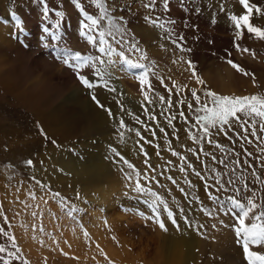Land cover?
Returning <instances> with one entry per match:
<instances>
[{
  "label": "rangeland",
  "instance_id": "1",
  "mask_svg": "<svg viewBox=\"0 0 264 264\" xmlns=\"http://www.w3.org/2000/svg\"><path fill=\"white\" fill-rule=\"evenodd\" d=\"M145 2L147 0H115V5L118 7L115 8L114 15L125 18L126 27L139 40L140 47L147 53L149 60L156 62L154 70L165 79L168 87H171L173 80L177 82L178 86H188L179 95L174 90V100L186 98L194 104L190 89L195 88L200 95H202L203 89V86L197 85L194 80L189 78L190 74L185 71L186 65L180 59L181 56H186L198 64L199 74L213 91L235 95L264 94V41L256 40L250 34H242L237 39L235 26L229 19L230 15L244 14L239 0H184L183 5L178 0H170L167 12H164L159 6L162 0H158L157 7L151 14L154 17H162L164 21L175 20V30L179 35L184 36V45L192 49L191 53L179 52L170 41L161 38L164 34L159 28L153 27L151 23L145 21V15L149 14V10L142 6ZM249 2L255 3L262 9L260 14L253 13L252 23L254 26L264 27V0H249ZM108 3H112V0H108ZM81 6L89 14H99L91 0H81ZM221 6L224 8L223 11H220ZM45 7L48 9L47 15L44 14ZM185 8L187 11L184 10ZM197 8L200 9L199 12H196ZM58 12L63 15L58 16ZM13 13H15V19L12 16ZM17 20L19 24H17ZM82 20L83 14L75 7L72 0H0V25L4 27L5 37L10 42L0 44V61L4 63H0V212L3 213L0 215V229H5L8 235L17 238V246L21 249L19 255L26 259L28 264H68V259L75 261L77 256L84 257V255H76L70 250L69 237L68 241L63 237L68 228L74 233L82 234L84 251L88 253L86 264H97V262L107 264L100 256L97 244L113 261V264L128 259L138 261L139 263L136 264H160L158 260L165 259V252H160L159 246L167 245L166 236L172 233L184 236H189L190 233L197 235V231L190 229L180 220L178 222L181 224V232H176L170 222H166L170 231L163 233L150 222L146 225L138 217L124 211L126 208H138L147 213L148 210L141 201L123 195L125 191H130L125 187L129 183L125 176L132 175L133 181L136 176L119 160V157L110 151L111 148H115L129 163L134 165L137 171L147 170L153 174L151 168H154L155 174L163 173V175H158L159 185L155 182H145L146 186L151 187L153 191L162 196L177 216L179 208H184L190 220L197 224H205L206 229H200V231L209 232L207 241L214 240V233L217 230L211 229V224L218 223V220L205 217L200 208L203 206L211 209L215 205L208 200L203 182L192 175L190 170L187 179H190L194 186L189 188L184 183L185 174L179 171L184 162L171 154L172 151L179 152L186 156L198 170L203 168L196 157L187 151L188 148L197 147L188 139L185 131L187 126L177 120L173 121V127H168L165 118L178 112L181 108L187 114V105L169 109L168 112H164V109L168 107L167 103L160 105L157 102L154 106L149 105L139 92L137 82L119 71L116 72V75L120 78L114 81L116 88L123 93L126 100L140 104L139 110H143L142 104L149 108L150 113L155 114L157 119L151 121L148 114L144 112L143 114L138 110L129 115L133 117L131 124H127L121 117H118L116 122L119 125L120 119H123L126 123L125 129L140 131L141 135L151 143L145 144L135 135L134 131H129L128 137L118 145L107 142L103 144L102 142V147L108 149L110 156L108 163L113 165L114 171L117 172L116 180L113 179V176H108L110 178L108 184L113 187L106 199L94 200L96 193L93 189L86 190L87 183L82 178L75 177L73 173L63 170L59 160L78 157L82 161H86L84 155L96 153L100 148H93V146L102 137L101 134H97L95 138L90 139L87 130L88 124L81 120L78 126L69 129L65 127V125L68 126V122L72 118H82L78 103L65 100V96L68 95V98H71L73 90L76 89L86 102H94L91 99L93 91L83 88L76 80L72 70L56 59L62 49L79 51L82 54H98L96 49L87 43L86 38L80 35ZM46 29L47 31H45ZM53 36H58L59 39L54 40ZM234 42L240 43L242 47H247L249 53L237 52ZM228 52L232 53L231 58L234 62L240 63L242 67L257 77V86H253L250 77L236 73L229 65L221 61L220 58L225 57ZM251 53L256 54L255 58ZM129 55L132 59L137 58L135 53ZM173 61L176 63L174 64ZM224 68L229 73L225 74L227 70ZM218 74L227 78V84L232 86L231 90L222 92L219 89L218 80L220 77L217 76ZM152 83L155 92L167 98V88L160 85L155 78H152ZM149 95L154 96V93ZM59 106H61V110L55 117L56 108ZM43 107H46L49 114H53L54 119L44 120L39 115L38 111L41 112ZM129 112L130 110L127 111V114ZM136 117H139L141 123H136ZM157 125L165 128L171 148L165 143V135L160 132ZM146 127L147 130H145ZM174 129L176 130L175 135ZM41 130L44 135H41ZM152 131H155V137L152 136ZM236 131L242 132L243 130L239 129L237 125ZM235 135L236 133H230L229 137L222 134L215 137L216 141L228 150L225 153H221L218 149L214 150L212 145L205 144L204 146L207 152L215 151L218 159L227 157V167L214 163L211 157L203 159L210 167H215L225 181L228 176L223 174L231 172L232 161L235 159H239L241 162L248 159L250 163L254 164L261 179H264V169L255 160L256 156L261 155L256 148L258 141L249 136L254 143L252 145L245 144L242 148L238 139L233 143L232 138ZM140 147L145 149L147 157L139 151ZM245 150L254 155L246 157ZM157 152L160 153L159 156ZM28 159L33 160V165L26 164ZM146 159L149 161L148 164L145 163ZM252 170L241 167L236 170V176H233L232 179L236 180L237 176L244 179L250 188L257 190L256 202L264 204V190L259 184L254 183L250 175ZM204 174L208 175V172L205 171ZM169 175L177 181L176 185L166 179ZM36 180L41 181L47 187L41 188L36 184ZM236 186L242 187L239 181ZM180 187L189 193L187 198L184 193L179 191ZM103 189L107 190L109 186L103 185ZM50 192H59L69 205L76 206L78 211L73 213V217H68L66 210H62L57 201L51 200ZM77 193L80 194L79 199ZM250 194L247 193V195ZM33 195L35 199L32 198ZM135 195V193H130L132 197ZM219 195L226 197L234 195V193L231 191L221 192ZM193 196H198L203 204L195 203L192 200ZM44 199L49 200L48 205L43 204ZM174 200L178 202L179 206L173 202ZM242 202L246 203V201ZM33 211L37 212L35 218L31 215ZM91 214L96 217L95 221L91 220ZM5 217H7L6 223ZM219 219H223L229 225L234 223L229 216L223 214H219ZM105 220L108 223L107 227L104 224ZM32 224L37 225V230L32 229ZM81 225L83 230L89 233L90 240L84 238ZM40 227H43L44 232L39 231ZM218 231L232 237L231 239L219 238L216 240L221 243L223 250L232 252L231 257L232 259L236 258L238 264H246V261L242 259V248L236 244L235 234L231 228L221 227ZM45 233L52 235L49 237ZM23 236L30 237L31 246L29 248L22 246L21 238ZM33 236L36 239H33ZM113 236L116 237L115 240L112 239ZM197 236L205 239L200 235ZM41 240L44 241L43 244L40 243ZM112 243L125 249L127 255L123 254L116 259L111 258L106 246ZM0 246L14 251L7 235H0ZM232 246L236 248L232 250ZM162 250L164 251L165 247H162ZM62 252H66L68 255L64 256ZM4 255L6 257V254ZM201 259L212 261V264L217 262L230 264V260H227L224 255L215 256L208 250L204 252ZM189 260L190 257H183L181 264ZM11 264H21V262L14 261Z\"/></svg>",
  "mask_w": 264,
  "mask_h": 264
},
{
  "label": "snow or ice",
  "instance_id": "2",
  "mask_svg": "<svg viewBox=\"0 0 264 264\" xmlns=\"http://www.w3.org/2000/svg\"><path fill=\"white\" fill-rule=\"evenodd\" d=\"M73 4L83 14V20L80 28V35L86 38L89 45H92L98 54H82L79 51H72L70 49L60 50V54L56 57L64 66L71 69L75 74V78L78 83L85 89L93 90L97 88H103L110 93H116L117 88L114 83L120 77L116 75L119 71L123 75L131 77L137 82L139 92L143 95L144 101L149 105H155L157 102L160 105L167 103L168 107L164 109V112H168L169 109L181 108L182 105H187L188 113L179 110L174 112L170 116L165 117L167 120L168 127H173V121H180L187 127L188 139L192 141L196 148H188L187 151L196 157L197 161L203 165L202 169H197L193 163L188 161L187 157L181 155L179 152L172 151L173 156L179 157L184 162L183 166H180L179 171L185 174L184 183L192 188L194 185L190 179H187L188 172L199 178L203 182L204 190L209 201L212 202L215 207L208 208L201 206L200 211L205 217L214 218L218 220V223H212L211 229L220 230L223 228H231L235 234V242L242 248V259L246 261V264H264V204H258L256 202L258 197L257 190L250 188L244 179L239 176L236 180L232 179L236 176V170L241 167L253 169L250 173L254 183L259 184L261 189L264 190V179L258 175L255 170L253 163H250L248 159H244L243 162L239 159L232 161L233 168L230 173H224V176H228L225 181L222 178V174L217 172L215 167H210L209 164L203 159L204 157H211L214 163L222 164L227 167V157L224 159H218L215 155V151H205V144L212 145L214 150L218 149L221 153L228 151L224 145L216 141L215 137L223 135L229 137L230 133H236L233 137V143L238 139L241 142L243 148L245 144L252 145L254 141L249 136L256 138L258 144L256 145L257 152L261 155L256 156L255 160L259 166L264 169V94H251V95H235V94H220L216 91L211 90L206 81L199 74V67L196 62L186 56H181L180 59L186 65L185 71L190 74V79L194 80L197 85L203 86L202 95L198 94L195 88L190 89L191 99L195 102L194 104L189 102L186 98L174 100L173 91L179 95L187 85L183 87L178 86L176 81H172L171 87L165 82V79L161 77L160 73L155 71L156 62L149 60V57L145 51L140 47L139 40L136 39L135 35L126 27V21L123 16L114 15L115 0L112 3H108V0H91V3L98 9L99 14H89V12L81 6V0H72ZM183 5L184 0H178ZM158 0H147L142 6L149 10V14L145 15L144 19L146 22L151 23L153 27L159 28L164 35L162 39L170 41L175 45V49L181 53H191L192 49L184 45V36L179 35L175 30L176 21L168 19L163 20L160 16H153L151 13L157 7ZM170 0H162L160 7L167 12L169 10ZM240 5L244 9L242 15H230L229 19L235 26V35L237 39L242 34H250L256 40L264 41V27L254 26L252 23L253 13L260 14L262 9L255 3H250L249 0H239ZM111 9V10H110ZM187 11V8L184 9ZM224 8L221 6L220 11ZM200 9L197 8L196 12ZM48 9L45 7L44 14L47 15ZM58 16H62V13H57ZM15 19V13L12 14ZM215 23V21H213ZM17 24L19 21L17 20ZM47 31V29L45 30ZM54 40L59 39L58 36L52 37ZM163 47V46H162ZM234 47L237 52L249 53L247 47H242L240 43L234 42ZM131 53L137 54L136 59L130 58ZM255 58V53H251ZM232 53L228 52L225 57H221V61L226 63L235 70L236 73L241 74L245 77H250L253 86H257V77L250 71H247L240 63L234 62L231 58ZM175 64L176 61H173ZM87 70V71H82ZM152 78H155L160 85L167 88L168 96L161 95L155 92ZM150 93H154V96H150ZM91 99L96 105L107 112L109 117H114L113 112L106 108L104 104L100 102L97 96L93 93ZM117 104H120L119 100H116ZM144 112L149 115V120L156 121L157 116L151 114L149 108L141 105ZM120 111L123 112L124 108L121 106ZM128 115H132L131 112ZM136 123H141L139 117H136ZM242 129V132L236 131V126ZM159 127V125H157ZM126 123L123 119L119 121V129H125ZM147 130V127L145 128ZM161 133L165 135V143L171 148V143L167 139V132L164 127H159ZM128 131H134L135 135L140 138L145 144H150L151 141L145 139L141 135L140 131L135 129H128ZM176 130L174 129V135ZM152 136L155 137V131H152ZM41 135H44L41 130ZM120 140L123 142L124 132H120ZM179 139L178 136H176ZM53 143H55L53 141ZM155 146V145H154ZM112 151L119 160L123 162L128 169H131L132 173H135L136 179L133 181L132 175H126L125 179L129 181L125 185L130 191H125L123 195L132 199L141 201L142 204L146 205L147 213L141 211L138 208H126V213L138 217L147 225L150 222L152 225L157 226L163 233L170 231L169 227L166 226V222H170L171 226L176 232H181V224L178 222L183 221L185 225H188L190 229H195L197 235L202 236L205 239L209 238L207 231H200V229H206L205 224H197L195 221L190 220L188 214L184 208H179L178 216L174 214L173 210L169 207L168 202L160 196L157 192L153 191L151 187H147L145 182H155L159 185L158 175L163 173L155 174V169L151 168L149 171H137L132 163H129L127 159L115 148H111ZM139 151L147 157V152L143 147L139 148ZM159 156L160 153L157 152ZM239 155V154H238ZM244 155L246 157H252L254 154L245 150ZM145 163L149 161L146 159ZM169 163H171L169 161ZM28 166L33 165V160L28 159L26 161ZM167 171V169H165ZM207 171L208 175L204 172ZM35 179V178H34ZM167 180L171 181L173 185L177 184V181L171 176L166 177ZM237 181H239L242 187H237ZM36 184L40 185L41 188L47 187L42 184L41 181L36 180ZM179 191L185 194V198L189 195L183 187L179 188ZM233 192L234 195H227L221 197V192ZM130 193H135L134 197L130 196ZM247 193H251L247 195ZM30 195H32L30 193ZM51 200L57 201L62 210H66L68 217H73V213L77 212L78 209L75 205H69L67 200L61 197L59 192H50ZM143 199L141 200V198ZM35 199V196H32ZM77 198H80V194L77 193ZM192 200L197 204H203L198 196H193ZM242 201H246L242 202ZM174 203H177L175 200ZM44 205L49 204L48 199L43 200ZM219 214L229 216L234 223L231 225L226 224L223 219H219ZM0 215H3L0 212ZM32 217L37 216V212L31 213ZM55 218V217H53ZM7 217H5V223ZM105 227L108 226L107 221H104ZM81 231L86 240H90L89 233L83 230L82 225ZM32 229L37 230V225L32 224ZM40 232H44L43 227L39 228ZM51 237V233H45ZM0 235H7L8 241L11 243V247L14 251H9L6 247L0 246V264H11L14 261H20L21 264H28L26 259H23L19 255L21 249L17 246V238L12 235H8L5 229H0ZM33 239H36L33 236ZM116 239L115 236L112 237ZM55 243V241H53ZM44 243L43 240L40 241ZM67 243V241H65ZM99 250L100 256L104 258L107 264H113V261L108 258L104 250L100 248V245H96ZM255 249V250H254ZM6 254V257L5 255ZM62 255L67 256L68 253L62 252ZM75 258V257H74ZM95 259V257H93ZM99 264V262H97Z\"/></svg>",
  "mask_w": 264,
  "mask_h": 264
},
{
  "label": "bare ground",
  "instance_id": "3",
  "mask_svg": "<svg viewBox=\"0 0 264 264\" xmlns=\"http://www.w3.org/2000/svg\"><path fill=\"white\" fill-rule=\"evenodd\" d=\"M3 30L4 27L0 25V44L9 42V40L5 37L6 33H4ZM0 63L3 62L0 61ZM227 73H229L228 70L225 74ZM217 76L220 77L218 80L219 89L222 92H228L229 89L232 88V86H230V84H227V78L223 77L221 74H218ZM92 91L100 100V102L104 104L106 108L110 109L113 112L114 117H109L107 112L99 108L95 102H86L82 94L77 92V90L75 89L73 90V96L71 98H68L67 95L65 96V100H72L78 103V108L82 113V118H72L71 121L68 122V126L65 125V127H68L69 129L70 127L78 126L80 120L83 123H87V130L89 132L90 139L95 138L97 134L102 135L97 144L93 146V148L99 147L100 149L97 150L96 153L85 154L84 156L86 161H82L78 157H68V159L66 160H59V163L63 167V170L68 171V173H73L75 177L82 178L87 183L86 190L93 189L96 193L94 200H97L106 199L109 196L110 190L112 189L113 185L108 184L110 181V178H108V176L111 175L113 176V179L116 180L117 173L114 171L113 165L108 163L110 160L108 149L106 147H102V145L105 142L113 145H118L121 142L119 135L121 131L124 132V139L128 137L129 131L127 129H119L118 122L116 121L118 120V117H121L127 122V124H131L133 122V117H130L127 114V111H138L140 109V104L131 102L130 100H126L123 96V93L118 88L116 93H110L103 88L93 89ZM116 100H119L120 104H117ZM121 106H123L124 108L123 112L120 111ZM56 109L57 110L55 111V117L60 112L59 110H61V106L57 107ZM139 111H141L142 113L144 112L143 110ZM38 113L44 120L54 119L53 114H49L46 107H43L41 112L38 111ZM103 185H108L109 189L104 190ZM91 220H96V217L93 214H91ZM207 233L209 234V232ZM63 237L66 238L67 241L69 237L70 250L74 254L81 256L84 255V257L88 255V253H85L84 251V244L81 233H74L73 230L68 228V231L63 234ZM214 238V240L207 241L206 239L198 237L194 233H190L189 236L177 235L172 233L166 236L167 245L162 244V246H159L161 248L160 252H165V259H159L158 261L160 264H181L183 257H190V260L186 261L184 264H212V261L209 262L206 261V259H201L204 255V252L208 250L211 251L212 254L214 253L215 256L224 255L227 260H230V264H238V260L236 258L232 259L231 257L233 253L223 250V248L221 247V243L216 241L219 238H223V240H225L226 238L231 239L232 237L227 233L216 231L214 233ZM21 241L24 248H29L31 246L30 237L23 236V238H21ZM190 243L193 247L190 245ZM62 246H64V244H62ZM106 247L107 251L110 253V257L113 259L121 257L123 256V254L127 255L125 249L117 247L116 245H114V243L108 244ZM162 247H165L164 251L162 250ZM235 248L234 246H232V250H234ZM195 250H197V252H194ZM136 263L139 262L135 261L134 259H128L127 261H118L115 264ZM216 264L222 263L217 262Z\"/></svg>",
  "mask_w": 264,
  "mask_h": 264
},
{
  "label": "crops",
  "instance_id": "4",
  "mask_svg": "<svg viewBox=\"0 0 264 264\" xmlns=\"http://www.w3.org/2000/svg\"><path fill=\"white\" fill-rule=\"evenodd\" d=\"M86 261H87V257L84 258L77 256L75 261L68 259V264H86Z\"/></svg>",
  "mask_w": 264,
  "mask_h": 264
}]
</instances>
